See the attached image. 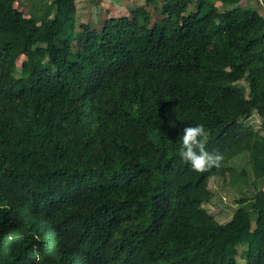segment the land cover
<instances>
[{"label": "trees", "instance_id": "1", "mask_svg": "<svg viewBox=\"0 0 264 264\" xmlns=\"http://www.w3.org/2000/svg\"><path fill=\"white\" fill-rule=\"evenodd\" d=\"M17 1L0 0V264H264V0H164L153 25L149 0L101 31L77 0ZM199 124L222 157L203 172L179 156Z\"/></svg>", "mask_w": 264, "mask_h": 264}, {"label": "rangeland", "instance_id": "2", "mask_svg": "<svg viewBox=\"0 0 264 264\" xmlns=\"http://www.w3.org/2000/svg\"><path fill=\"white\" fill-rule=\"evenodd\" d=\"M54 1L56 0H18L15 3V7L23 12L26 17H29L33 13L38 14V10H42L43 8L53 15L55 13L53 5ZM148 1L149 0H77V25L83 23L89 25L92 29L101 31L107 19L112 17H129L132 10L143 5L145 6ZM151 1H153L154 4L147 6L146 10L150 12L152 16L151 25H153L163 19L162 6L164 0ZM257 1L258 0H244L239 6L248 8L255 7ZM216 5L222 11L224 9H234V7L226 6L220 2H218ZM259 10L261 15L264 16V7L260 8ZM196 11L197 6L195 4L191 6V8L187 11V14L194 13ZM23 60V57L18 60L17 65L19 68H21V63ZM248 85L249 84L246 81H242L238 84V86L245 89L247 95L249 94ZM223 184L225 185V183L221 180L220 183H216V181L211 182L210 189L217 195L213 200L215 204L205 205V208H207L209 212L222 223L226 222L232 216L236 206L233 205L231 199H229L234 191L230 188L228 191L230 194H228ZM235 195L237 196V192ZM252 229L254 230V227ZM245 248L246 247H242V245L237 246L239 253L244 251ZM238 261L240 264H245L239 255Z\"/></svg>", "mask_w": 264, "mask_h": 264}, {"label": "clouds", "instance_id": "3", "mask_svg": "<svg viewBox=\"0 0 264 264\" xmlns=\"http://www.w3.org/2000/svg\"><path fill=\"white\" fill-rule=\"evenodd\" d=\"M180 139L179 156L196 172L219 166L222 157L206 148L207 132L202 124L184 127Z\"/></svg>", "mask_w": 264, "mask_h": 264}]
</instances>
